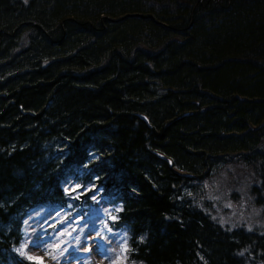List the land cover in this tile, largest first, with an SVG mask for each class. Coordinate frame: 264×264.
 <instances>
[{"label":"trees","instance_id":"trees-1","mask_svg":"<svg viewBox=\"0 0 264 264\" xmlns=\"http://www.w3.org/2000/svg\"><path fill=\"white\" fill-rule=\"evenodd\" d=\"M230 165L264 219L263 0H0V264H34L24 221L72 173L118 198L127 264H264L205 198Z\"/></svg>","mask_w":264,"mask_h":264},{"label":"rangeland","instance_id":"rangeland-1","mask_svg":"<svg viewBox=\"0 0 264 264\" xmlns=\"http://www.w3.org/2000/svg\"><path fill=\"white\" fill-rule=\"evenodd\" d=\"M223 168L222 172L217 171L213 179L204 185L205 197L211 200L216 217L232 225L245 223L264 229V219L259 218L261 209L251 204L245 188L250 183L249 170L242 165H230ZM236 188L240 191L233 196L232 192ZM69 212L70 210H63L59 213L36 211L26 219V238L23 246L33 260L41 264H82L78 260H84L89 251L92 256L90 264H114L118 259L123 260L120 247L116 244L117 239L111 243L105 237L106 245L113 244L111 249L113 253L110 254L107 246L105 250L99 247L94 237L100 236V232H96L90 224L79 226L73 232L63 231L61 234H56L52 246L55 255L53 258L49 241L43 237L44 225L51 226L56 222H64Z\"/></svg>","mask_w":264,"mask_h":264},{"label":"snow or ice","instance_id":"snow-or-ice-1","mask_svg":"<svg viewBox=\"0 0 264 264\" xmlns=\"http://www.w3.org/2000/svg\"><path fill=\"white\" fill-rule=\"evenodd\" d=\"M34 246H35V245H34ZM20 255L25 256V257H26L27 259H29V260L33 259V257H31V256H27L26 251H21V252H20Z\"/></svg>","mask_w":264,"mask_h":264},{"label":"bare ground","instance_id":"bare-ground-1","mask_svg":"<svg viewBox=\"0 0 264 264\" xmlns=\"http://www.w3.org/2000/svg\"><path fill=\"white\" fill-rule=\"evenodd\" d=\"M263 2H264V0H263ZM210 7H208V9H209ZM76 150H78L79 148H75ZM69 151L71 152V154H73V149L71 148V147H69Z\"/></svg>","mask_w":264,"mask_h":264},{"label":"water","instance_id":"water-1","mask_svg":"<svg viewBox=\"0 0 264 264\" xmlns=\"http://www.w3.org/2000/svg\"><path fill=\"white\" fill-rule=\"evenodd\" d=\"M145 118V117H144Z\"/></svg>","mask_w":264,"mask_h":264}]
</instances>
